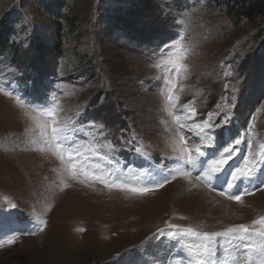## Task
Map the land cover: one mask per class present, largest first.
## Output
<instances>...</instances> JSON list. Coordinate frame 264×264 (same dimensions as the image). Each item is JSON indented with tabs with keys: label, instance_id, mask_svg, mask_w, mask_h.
<instances>
[{
	"label": "rangeland",
	"instance_id": "rangeland-1",
	"mask_svg": "<svg viewBox=\"0 0 264 264\" xmlns=\"http://www.w3.org/2000/svg\"><path fill=\"white\" fill-rule=\"evenodd\" d=\"M53 1L62 3L61 13L77 21L72 25L62 21L61 53L41 60L46 74L26 72L14 61L13 50L23 55L33 38L56 40L51 15L55 5L49 3ZM223 1L148 0L138 30L117 34L111 15L126 17L124 9L140 0H0V24L9 20L12 27L11 47L0 52V79L37 103L57 91L64 115L71 116L84 106L82 119L102 122L113 139L121 129L126 136L135 133L152 159L138 158L124 149L117 154L125 166L171 167L170 161L161 159L175 154L168 131L170 118L162 110L159 95L157 78L163 73L154 66L153 51L176 38L175 21L187 12L191 51L185 61L189 70L180 81L185 86L180 102L187 103L199 91L197 102L203 106L198 111L206 115L225 94L223 65L230 64L234 75L227 79L240 83L230 131L225 129L224 136L246 128L251 120L256 141L264 142V51L260 50L262 36L256 39L264 23L236 19ZM107 29L110 33L105 35ZM27 123L13 102L0 95V203L8 197L18 205L8 216H0V239L17 234L15 244L0 248V264H174L183 255L176 251V242L166 238L145 242L171 216L188 217L175 223L203 222L205 230L215 231L264 214L262 191L255 192L258 203L252 205L247 201L251 196H245L243 204L220 197L231 202L235 212L217 222L209 213L220 209V202L209 191V215L197 218L188 202L173 199L171 184L176 181L142 198L110 193L100 186L92 191L76 185L60 192L50 183L56 178L52 169L57 161L29 150ZM240 147L246 151V145ZM48 204L52 210L44 217L48 220L45 232L23 235L32 230L33 209L43 213ZM78 228L86 231H75Z\"/></svg>",
	"mask_w": 264,
	"mask_h": 264
},
{
	"label": "snow or ice",
	"instance_id": "snow-or-ice-1",
	"mask_svg": "<svg viewBox=\"0 0 264 264\" xmlns=\"http://www.w3.org/2000/svg\"><path fill=\"white\" fill-rule=\"evenodd\" d=\"M193 9L192 11H195ZM190 13L176 20L179 28L176 38L163 43L153 51L154 66L163 73L159 80L162 110L170 118L168 131L172 132L173 156L162 157L171 167H151L138 170L131 164L125 166L118 152L126 149L138 158L151 160V154L135 133L111 138L112 134L102 122L84 121L86 108L80 106L73 115H64L58 92L53 90L43 102L37 103L15 85L11 88L0 79V95L10 99L20 115L28 122L25 133L29 150L49 155L57 161L52 169L55 179L52 185L60 192L79 185L85 189L122 193L129 198L146 197L173 181H185L193 189L201 186L217 196L237 204L244 203L245 196L264 191V142L256 141L250 120L227 138L237 101L238 89L227 78L234 75L231 65H223L225 71L224 92L215 107L206 115L198 111L203 105L197 102L199 91L192 94L187 103L180 102L185 86L188 65L185 63L191 46L186 32ZM9 68V72L15 73ZM230 90V91H229ZM118 142V143H117ZM246 145L242 151L241 145ZM47 179V177L45 178ZM18 205L8 197L0 203V216H8ZM52 210L46 205L43 213L33 209L32 230L23 235L45 232L48 220L44 217ZM175 220H188L183 215H173L164 220L145 242L166 238L176 242V251L183 255L174 264H264V214L248 223L224 225L219 230H205L203 222L180 224ZM222 223V222H221ZM75 231L83 233L84 228ZM17 234L0 239V248L16 243ZM144 243V242H142ZM120 256V253L116 254Z\"/></svg>",
	"mask_w": 264,
	"mask_h": 264
},
{
	"label": "trees",
	"instance_id": "trees-1",
	"mask_svg": "<svg viewBox=\"0 0 264 264\" xmlns=\"http://www.w3.org/2000/svg\"><path fill=\"white\" fill-rule=\"evenodd\" d=\"M53 2L49 3L55 5L51 15L54 20L53 26L55 28L56 35L58 36L56 40L51 41L47 39L42 40L33 38L23 55L17 50H13L12 56L14 61L19 63L26 72L45 75L47 71L41 67V60L47 56V54L61 53L63 41L62 21L65 20L71 25L77 21V19H69L66 14L61 13L62 3ZM223 2L225 3L224 5L227 7V10L234 11L236 13V19H245L248 22H254L256 19H259L261 24L264 23V0H224ZM148 5V0H140V2H136L124 9V12H127L126 17L124 15L117 14L111 15V22L113 23V30L115 33L118 34L119 32L122 34L125 33V31L136 32L139 26L138 20L145 15L144 13L147 10ZM11 28L9 20L0 24V52L8 47H11L10 43H8V36L11 33ZM262 30V32H257L256 39L262 36L260 39V50L264 51V28H262ZM108 32L109 31L107 29L105 35H108Z\"/></svg>",
	"mask_w": 264,
	"mask_h": 264
},
{
	"label": "bare ground",
	"instance_id": "bare-ground-1",
	"mask_svg": "<svg viewBox=\"0 0 264 264\" xmlns=\"http://www.w3.org/2000/svg\"><path fill=\"white\" fill-rule=\"evenodd\" d=\"M168 186H170V184L166 185L164 188ZM171 186L170 187L172 188L173 199H180L188 202L187 204L191 205L190 210L192 211V214L197 218H203L210 214L211 218H213L218 222V220L220 221L222 218L226 216L228 217V215H232V213L235 212V210L231 207L232 205L231 202H228L220 198L219 196H215L214 198L218 199V201L220 202L219 207L221 208L220 209L217 208L213 214L211 212L207 214L206 213L208 208L207 203L209 202L208 198L211 197L210 195H212V193H210L206 188L201 186L199 189H193L189 191L188 189L191 186L188 185L185 181H181V180L174 182L173 184H171ZM259 195L264 196V191L260 192ZM258 197L259 196L256 193V195H252L251 197H248L247 201L252 205L257 202Z\"/></svg>",
	"mask_w": 264,
	"mask_h": 264
}]
</instances>
